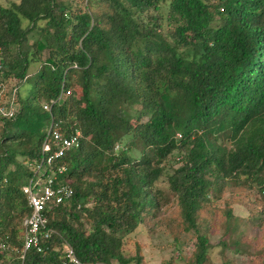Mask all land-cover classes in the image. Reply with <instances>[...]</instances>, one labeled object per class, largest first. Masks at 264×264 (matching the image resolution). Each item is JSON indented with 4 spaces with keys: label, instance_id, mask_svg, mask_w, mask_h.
Returning a JSON list of instances; mask_svg holds the SVG:
<instances>
[{
    "label": "trees",
    "instance_id": "1",
    "mask_svg": "<svg viewBox=\"0 0 264 264\" xmlns=\"http://www.w3.org/2000/svg\"><path fill=\"white\" fill-rule=\"evenodd\" d=\"M31 63L38 66L29 75ZM9 78L17 83L4 103L13 113L0 116V240L9 249L0 257L16 252L21 264H61L65 242L83 262L140 264L138 251L122 254V236L156 206L152 186L173 151L180 164L166 182L182 228L194 235V264L207 258L197 221L210 194L252 188L264 219V0L0 4L1 86ZM125 102H138L147 119L131 126ZM48 129L80 132L58 175L73 194L45 211L53 232L21 259V222L30 209L20 186L42 156ZM222 133L229 146L218 142ZM122 136L128 144L114 152ZM134 145L142 151L136 162L125 151Z\"/></svg>",
    "mask_w": 264,
    "mask_h": 264
},
{
    "label": "rangeland",
    "instance_id": "2",
    "mask_svg": "<svg viewBox=\"0 0 264 264\" xmlns=\"http://www.w3.org/2000/svg\"><path fill=\"white\" fill-rule=\"evenodd\" d=\"M11 1L18 2L0 0V4L7 6ZM158 11L165 17L166 4H161ZM26 23V20L21 21L22 26ZM161 23L164 30V21ZM34 39L35 33L28 35L23 48L30 45ZM37 66L38 63L29 64L26 73L31 75ZM15 81L16 78H9L6 87L0 83V102H8L9 96L4 95V92L6 88L12 89L17 83ZM24 92V87H21L20 95L25 94ZM77 92L79 94V90ZM123 105L124 117L131 126L147 119L148 112L143 110L138 102H125ZM217 136L218 142L229 146V141L224 140L226 137L223 133ZM126 144L128 136H122L114 144V152L124 149ZM125 151L133 162L139 160L142 152L139 145ZM179 156L177 151H173L162 162L165 171L152 186L156 206L152 209L146 208L147 210L142 212L143 219L140 223L130 233L122 236V254L132 255L138 251L140 264H194L191 257L194 235L192 230L182 228L181 216L175 209L174 194L168 189L166 182V173H170L172 168L180 164ZM84 176L86 177L85 174ZM258 195L254 189L247 188L241 191L224 190L217 193L216 197L211 194L208 196L207 208L202 211L203 214H199L197 221L198 228L205 233L209 242L205 264H264V219L260 220L262 215ZM90 205L88 203L86 206ZM223 209L229 210L230 218L226 219L220 214ZM88 226V222H85L84 227L88 229ZM17 255L16 252L3 254L0 264H21L16 258ZM110 264L118 263L112 260ZM127 264H133V261Z\"/></svg>",
    "mask_w": 264,
    "mask_h": 264
},
{
    "label": "built area",
    "instance_id": "3",
    "mask_svg": "<svg viewBox=\"0 0 264 264\" xmlns=\"http://www.w3.org/2000/svg\"><path fill=\"white\" fill-rule=\"evenodd\" d=\"M12 113L13 107L5 103L0 104V116H11ZM80 137L78 130L67 135L51 129L46 132V137L41 143L42 156L33 161L32 176L25 178L20 186L30 209L29 214L21 222L22 247L19 253L21 259H23L24 252L30 248L40 251V240L51 236L53 231L46 227L45 211L53 206L67 203L73 194L69 184H62L58 175L65 170L64 159L69 151L79 147ZM60 246L61 264H102L79 260L71 246L65 242H62ZM7 249L9 245L0 240V253Z\"/></svg>",
    "mask_w": 264,
    "mask_h": 264
}]
</instances>
